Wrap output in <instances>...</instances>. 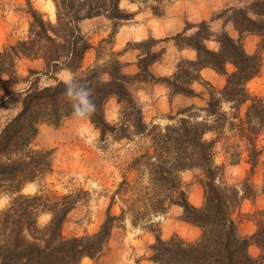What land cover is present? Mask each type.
<instances>
[{
    "label": "trees",
    "instance_id": "1",
    "mask_svg": "<svg viewBox=\"0 0 264 264\" xmlns=\"http://www.w3.org/2000/svg\"><path fill=\"white\" fill-rule=\"evenodd\" d=\"M52 1L55 20L46 18L26 0L30 16L27 38L0 50V107L9 95V84L19 81L18 61L27 58L42 62L41 69H28L29 74L23 79L27 85L20 91L21 107L0 131V195L10 197L0 210V264H79L85 257L96 258L125 214L123 209L119 214L112 213L110 203L96 231L66 238L63 225L76 206L78 195L23 192L27 184L39 183L52 170L53 151L34 143L40 124L58 126L73 115L58 76L64 70H70L93 89L96 109L88 119L99 130L102 140L108 135L117 139H131L135 135L150 138L149 148L133 162L145 169L148 180L144 192L134 200L142 204L133 209L136 219H151L178 206L179 218L201 230L197 239L186 241L177 234L164 239L154 229L150 260L155 264H264V210L259 211L261 217L249 236L241 233L233 215L246 197L250 178L245 179L248 183L241 193L237 186L222 180L223 166L214 160L216 142L225 131L232 133V141L225 150L230 164L239 163L244 151L254 167L261 153L258 139L264 131V99L252 94L247 85L262 66L264 0H248L223 10L239 34L237 39L226 31H208L210 20L204 17L195 23L186 22L182 29L164 38L150 36L137 41L140 52L135 61L137 71L133 73L125 70L129 62L122 60L120 51L103 46L110 43L107 39L99 42L94 63L83 68L85 55L93 44L80 22L98 16L119 21L132 19L134 13L120 6L122 0ZM152 9L155 15H161L155 7ZM191 28L195 30L189 34ZM250 34L260 38L251 53L242 40ZM164 40L172 41L178 48L194 49L196 57L179 59L171 75H157L152 65L166 53L165 45L159 47ZM208 40L217 42L218 47H208ZM206 67L225 75V84L209 92L206 106L201 108L205 115L199 119L198 112L189 113L196 107L189 105L170 115L166 124L149 126L136 92H148L147 86L162 84L170 100L177 95L199 96L201 93L193 85L205 82L201 70ZM43 77L54 83L40 85ZM111 99L119 105V116L114 122L105 115ZM223 103H229L230 110L224 109ZM208 132L215 133V138L208 139ZM187 169L200 171V206L189 201L182 185L180 174ZM42 214L48 215L45 222L40 221ZM251 244L259 248L257 256L249 252Z\"/></svg>",
    "mask_w": 264,
    "mask_h": 264
},
{
    "label": "rangeland",
    "instance_id": "2",
    "mask_svg": "<svg viewBox=\"0 0 264 264\" xmlns=\"http://www.w3.org/2000/svg\"><path fill=\"white\" fill-rule=\"evenodd\" d=\"M30 1L34 7L44 13L46 18L55 20V6L52 0ZM247 1L122 0L120 6L134 14H139L137 21L154 18L159 23L160 28L164 26L162 32L164 31L166 35L182 29L186 22L195 23L198 21V17L202 15V17H208L210 20V30L208 31L214 34L226 31L237 39L239 34L229 15L223 14V10L229 5L239 6ZM152 7H155L156 12L161 13V15H155ZM210 8H212L211 12L208 11ZM29 21L30 16L27 12L26 0H0V50L10 43L27 38ZM126 22L109 20L105 16L88 18L80 22L82 31L93 44V48L85 55L83 68L94 63L97 47L102 39L110 41V43L103 44L104 47H113L121 52L122 60L134 62L137 60V55L140 52L136 44L138 40L125 43L124 40H116L115 38L116 33ZM187 25L189 24L187 23ZM194 30L195 28H191L188 33L191 34ZM259 39V36L255 34L245 35L242 39L245 49L250 53L254 52ZM206 44L210 48L218 47L217 42L213 40L206 41ZM163 45L170 50L168 44L160 43L159 47L163 48ZM168 50L166 49V52ZM181 58L179 57V59ZM165 59H169L171 68L175 67L179 61V59L176 61V54L172 51L163 55V60ZM41 67L42 62L40 60L21 58L18 61L17 75L19 81L9 84V95L0 107V131L21 107L20 91L27 85L23 79L28 76V69H41ZM134 69L135 67L132 68V66L125 68L128 73H133ZM228 70H232L231 65L228 66ZM65 71L59 73L60 79L61 74ZM51 83L54 81L45 77L40 81V85ZM194 85L196 91L201 93L199 96L192 97V101H180L174 96L170 100V104H166L165 110H163V104L156 107L153 96L148 95L146 98L145 92L137 91L136 97L142 106L147 124L149 126L155 123L164 125L169 122L168 117L170 115H176L178 110L189 105L196 106L189 113L198 112L200 114L199 119H201L205 115L201 108L206 106L210 97L209 92L213 90L212 88L219 90L223 86L207 80L201 83L195 82ZM247 86L252 94L264 99V51L260 72ZM147 88V91L150 92L152 87L147 86ZM144 102L147 105H144ZM229 105V103H223V108L230 110ZM244 109L245 105L241 108V114ZM105 115L111 122L118 119L119 105L115 99L109 101ZM231 134L229 131H225L218 137L214 160L218 165L223 166L222 180L237 186L241 193L248 183L245 179L250 178L249 189L245 193L246 197L235 208L233 214L241 233L249 236L255 231L257 219L261 217L259 211L264 210V131L258 139L261 153L254 167L248 160L247 152L244 151L239 163L230 164L229 156L225 150L232 141L230 140ZM215 136L213 132L206 134L208 139H213ZM34 143L36 147L53 151L52 170L39 183L27 184L23 192L35 193L40 191L51 196L75 193L79 197L76 206L68 214L63 225L64 237L81 236L96 231L102 223L110 203L112 204L111 212L114 214L121 213L122 209L125 210L124 217L116 223L112 230L104 251L96 258H83L79 264H155L150 260L152 254L150 246L155 242L154 229H158L161 236L162 233L168 235V238L174 234L186 241H193L198 238L199 235L193 232V225L184 224L181 220L178 221L181 214V208L178 206L170 207L165 214L153 215L150 217L151 219H136L137 214L133 209H137L142 204L134 200L138 194L144 192L148 180L145 169L134 165L133 162L135 157L149 148V137L135 135L131 139H117L108 135L102 140L99 130L91 124L88 118L79 119L72 115L58 126L40 124L39 133ZM241 144L244 147V144ZM229 151L231 150L229 149ZM180 177L189 201L194 205L199 202L200 206L203 201V186L199 182L201 177L199 169H187L181 172ZM9 200L8 194L0 195V210L8 204ZM132 205L135 206L132 207ZM47 218V214H42L40 221L45 222ZM249 252L253 256H257L259 248L255 244H251Z\"/></svg>",
    "mask_w": 264,
    "mask_h": 264
},
{
    "label": "crops",
    "instance_id": "3",
    "mask_svg": "<svg viewBox=\"0 0 264 264\" xmlns=\"http://www.w3.org/2000/svg\"><path fill=\"white\" fill-rule=\"evenodd\" d=\"M210 4H211V1H210ZM208 11L211 12L212 8H210ZM138 18H139V14H134V17L132 19L127 20V22L124 23L121 26L120 30L116 33V36H115L116 40H124L126 43L132 40H138V41L144 40L150 36H154L155 38L165 37L166 34L164 33V31L162 32V28L164 30V26L160 28L159 23H157L154 18L150 20L148 19L146 21H142V20L137 21ZM201 18H204V17L200 15L197 20H200ZM160 30L162 34L160 33ZM161 43L170 45V50H168V48L167 50L172 51L176 54V61L179 59V57H182V58L185 57V58H190V59H194L196 57V51L190 47L178 48L176 45H174V43H172V41H169V40L161 41ZM128 62L129 63L127 64V66L128 67L132 66V68L135 67L133 72H136L137 66L135 62L134 61H128ZM174 68H175L174 66L173 68H171V62L169 63V59H165V60L162 59L161 61L156 62L152 65L153 72L156 73L157 75H171L173 73ZM201 74L205 80L210 81L211 83L218 84V85L221 84V86H224L225 84V75H221L217 73L212 68H209V67L203 68L201 70ZM151 91L152 92L151 93L148 92V94H146L145 92L144 93L145 97L147 98L148 95L153 96L154 100L156 101V104H155L156 107H159L160 104H163V110H165L166 104L167 105L170 104V98L168 95L167 88L162 84H155ZM176 98H178L180 101H192L193 100L192 97L183 96V95H177ZM144 105H147L146 102H144ZM163 110L162 112H165ZM195 205L199 206V202L196 203ZM180 220L181 219L179 218L178 221ZM181 221L184 224H189L183 220ZM193 227L196 228V229L193 228L194 230L193 232L196 233V235H199L201 231L200 228L194 225ZM162 238L167 239L168 235H165L164 233H162Z\"/></svg>",
    "mask_w": 264,
    "mask_h": 264
},
{
    "label": "clouds",
    "instance_id": "4",
    "mask_svg": "<svg viewBox=\"0 0 264 264\" xmlns=\"http://www.w3.org/2000/svg\"><path fill=\"white\" fill-rule=\"evenodd\" d=\"M61 82L65 86L64 98L71 104L72 114L79 119H87L95 112L93 89L86 87L70 70L61 74Z\"/></svg>",
    "mask_w": 264,
    "mask_h": 264
}]
</instances>
